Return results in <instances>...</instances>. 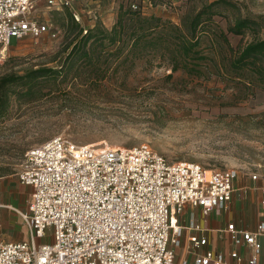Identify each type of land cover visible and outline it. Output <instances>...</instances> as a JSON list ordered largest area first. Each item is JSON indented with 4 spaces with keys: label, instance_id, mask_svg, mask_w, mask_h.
I'll return each mask as SVG.
<instances>
[{
    "label": "rangeland",
    "instance_id": "1",
    "mask_svg": "<svg viewBox=\"0 0 264 264\" xmlns=\"http://www.w3.org/2000/svg\"><path fill=\"white\" fill-rule=\"evenodd\" d=\"M35 1V13L56 37L12 39L6 52L0 49V81L58 65L73 38H67L70 15L78 17L84 35L104 31L118 40L104 83H40L34 94L15 85L6 89L11 99L0 119L5 200L9 189L17 196L29 193L19 179L26 153L58 136L99 148L148 146L172 163L197 164L207 172L264 174V85L251 82L248 72H232V52L220 37L227 33L234 50L263 39L264 0H85L60 11L47 9L48 0ZM217 1L228 4L215 6L214 22L197 32L199 49L209 58L196 63L200 74H189L184 62L174 72L176 28L190 38L187 23ZM239 18L257 22L255 32L228 33ZM133 35L143 37L139 46Z\"/></svg>",
    "mask_w": 264,
    "mask_h": 264
},
{
    "label": "built area",
    "instance_id": "2",
    "mask_svg": "<svg viewBox=\"0 0 264 264\" xmlns=\"http://www.w3.org/2000/svg\"><path fill=\"white\" fill-rule=\"evenodd\" d=\"M78 1L48 0L47 9H72ZM36 4L0 0L2 53L14 38L56 37ZM239 178L234 169L172 163L148 146L99 148L55 137L25 155L19 179L34 194L30 213L23 214L31 240L7 242L0 225V264H259L264 216L255 231L236 223L220 231L237 248L250 249L249 259L237 250L229 256L205 250L210 241L203 229L180 220L188 207L205 216L226 209ZM251 178L264 182V174ZM261 192L264 211V184ZM1 196L0 181V208ZM186 231L199 235L185 240Z\"/></svg>",
    "mask_w": 264,
    "mask_h": 264
},
{
    "label": "trees",
    "instance_id": "3",
    "mask_svg": "<svg viewBox=\"0 0 264 264\" xmlns=\"http://www.w3.org/2000/svg\"><path fill=\"white\" fill-rule=\"evenodd\" d=\"M157 5L156 0H151ZM225 1H217L204 7L195 18L189 23V36L182 34L179 28L173 34L176 42V49L172 52L171 61H173V71L180 70L182 67L189 74H200L196 66L199 61L209 58L201 51V41L197 36L198 29L204 26V23L212 24L214 22L213 8ZM69 37L72 40L66 45L61 53L58 65L50 68H41L28 72L25 75H10L1 79L0 88L4 92L0 95V119L6 114L9 107L11 94L6 90L11 86H20L27 90L26 94L37 92L40 83H104L108 66L111 48L117 43L116 35L106 34L104 31H88L84 35V30L73 15L68 17ZM257 22L251 19L239 18L234 26L229 28L228 33L235 36H244L247 31L255 32ZM74 31V33H73ZM174 32V31H173ZM134 44L139 46L142 36L133 35ZM222 41L227 44L232 52L230 68L236 76H244L246 72L251 75V82L264 85V38L255 39L247 44L243 49L234 50L230 46L227 33L221 32ZM194 63L195 65H192ZM173 75H171L172 77Z\"/></svg>",
    "mask_w": 264,
    "mask_h": 264
},
{
    "label": "crops",
    "instance_id": "4",
    "mask_svg": "<svg viewBox=\"0 0 264 264\" xmlns=\"http://www.w3.org/2000/svg\"><path fill=\"white\" fill-rule=\"evenodd\" d=\"M85 0H79L80 3ZM149 7H153L151 4ZM20 184L30 189L29 193L17 196L8 190L4 198L3 186L1 182V203L4 207L0 208V225L3 228L4 238L7 242H28L31 240L29 227L25 224L23 214L30 213L31 204L34 201L33 189ZM264 182L253 181L252 178H239L235 182L236 192L232 202L224 210L216 209L209 216L203 214L200 208L188 207L184 215L181 216V224L183 227H189L192 223L200 226L203 229V235L208 237L210 245L205 248L214 249L215 251L224 252L227 256L232 251L237 250L245 259L252 256V251L245 247L237 248L229 237H221L220 231L230 223H236L239 228L250 231L257 229L258 223L264 216L263 207L261 205L262 192L261 187ZM24 221V224L22 223ZM199 235L186 231L185 240L190 235ZM45 240V239H44ZM44 240H39V243H46ZM247 264V263H245ZM259 264H264V250L259 258Z\"/></svg>",
    "mask_w": 264,
    "mask_h": 264
},
{
    "label": "bare ground",
    "instance_id": "5",
    "mask_svg": "<svg viewBox=\"0 0 264 264\" xmlns=\"http://www.w3.org/2000/svg\"><path fill=\"white\" fill-rule=\"evenodd\" d=\"M107 148H116V147H107Z\"/></svg>",
    "mask_w": 264,
    "mask_h": 264
}]
</instances>
